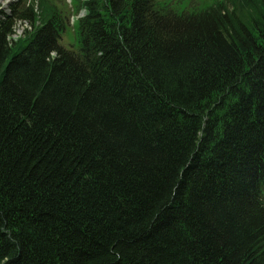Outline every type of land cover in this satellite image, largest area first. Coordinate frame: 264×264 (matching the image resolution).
Masks as SVG:
<instances>
[{
    "label": "trees",
    "instance_id": "16d2710c",
    "mask_svg": "<svg viewBox=\"0 0 264 264\" xmlns=\"http://www.w3.org/2000/svg\"><path fill=\"white\" fill-rule=\"evenodd\" d=\"M74 1L0 11V264H264V0Z\"/></svg>",
    "mask_w": 264,
    "mask_h": 264
},
{
    "label": "rangeland",
    "instance_id": "374dc122",
    "mask_svg": "<svg viewBox=\"0 0 264 264\" xmlns=\"http://www.w3.org/2000/svg\"><path fill=\"white\" fill-rule=\"evenodd\" d=\"M23 0H0V11L10 12V7L13 3L21 2ZM166 4H174V7L180 10H201L207 8L208 6L214 4L218 0H161ZM73 4V6L71 5ZM60 6L69 13V24L66 31L63 33L60 43L62 46L69 48L76 45V27H77V18L82 15L83 12L78 16L79 7L76 2L73 0H59ZM76 11V12H74ZM28 26V24H27ZM26 28L25 25L19 24L16 27V34L22 36L23 30ZM264 196V191H263Z\"/></svg>",
    "mask_w": 264,
    "mask_h": 264
},
{
    "label": "bare ground",
    "instance_id": "6f19581e",
    "mask_svg": "<svg viewBox=\"0 0 264 264\" xmlns=\"http://www.w3.org/2000/svg\"><path fill=\"white\" fill-rule=\"evenodd\" d=\"M17 37H18V35H17V34H15V35L13 36V38H14V39H16Z\"/></svg>",
    "mask_w": 264,
    "mask_h": 264
}]
</instances>
